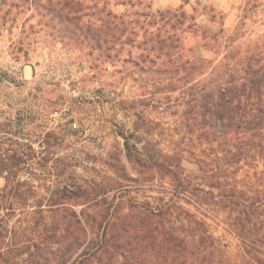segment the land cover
<instances>
[{
	"label": "rangeland",
	"instance_id": "1",
	"mask_svg": "<svg viewBox=\"0 0 264 264\" xmlns=\"http://www.w3.org/2000/svg\"><path fill=\"white\" fill-rule=\"evenodd\" d=\"M80 1L77 14L85 26L119 27L126 21L122 40L130 35L139 41L145 29L162 25L169 29L158 10H183L187 17L178 33L187 48L207 59L222 58L230 35L242 46L264 40V0ZM69 11L63 12L76 13ZM47 12L34 0H0V145L9 154L33 148L39 161L35 169L22 162L26 168L20 179L11 177L6 193L0 192V202L7 205L0 216V264H77L83 249L89 251L83 264H100L93 253L104 239V227L119 228V217L126 213L148 212L164 203L171 207L167 225L179 230V206L188 209L207 224L229 259L248 262L234 213L218 202L220 196L196 189H210L221 155L215 143L188 131L182 92L170 94L168 79L150 70V60L137 64L141 49L136 42H107L104 35L76 32ZM163 59L157 66L164 67ZM123 135L135 144L134 151L144 145L145 160L155 153L181 156L191 188L182 193L171 176L137 163ZM262 163L223 165L225 187L238 185L257 195L256 187L263 188L257 182ZM6 175H0V188ZM18 180L29 184L16 193ZM57 236L66 239L53 247ZM76 237L82 245L78 250L71 246ZM110 264L127 263L114 251Z\"/></svg>",
	"mask_w": 264,
	"mask_h": 264
},
{
	"label": "trees",
	"instance_id": "2",
	"mask_svg": "<svg viewBox=\"0 0 264 264\" xmlns=\"http://www.w3.org/2000/svg\"><path fill=\"white\" fill-rule=\"evenodd\" d=\"M34 3L48 10L47 13L54 19L59 18L64 27H68L66 23L69 27L75 26L71 29L76 32H92L100 38L104 35L107 42L114 39L123 43L136 42L141 49L137 64L150 60L153 64L150 70L164 73L168 79L165 83L167 91L170 94L182 92L188 131L196 133L204 142L215 143L221 155V166L212 175L215 181L209 184L210 189L205 190L199 185L196 189L214 197L220 196L218 202H225L224 206L234 213L233 225L249 257L244 264H264V171L257 179L258 186H263L262 189L256 187L259 191L257 195H249L238 185L225 187L226 180L222 179V172H225L223 165L256 164L261 161L264 164V40L242 46L236 44L230 35L227 37L230 43L226 44L222 58L213 60L195 55L192 48L184 45L178 33V30H183L187 17L183 10H158L157 16L165 20L169 29H165L166 25L155 31L145 29L143 38L136 41L130 35L122 40L128 32V24L123 19L119 27L108 24L85 26L77 14V6L82 4L80 0H34ZM58 5L62 6L59 10ZM64 8L76 13L71 16L63 12ZM156 23L158 21H154ZM132 33L136 34L135 30L132 29ZM188 52H192L191 55H186ZM162 57L164 67L157 66L158 59ZM142 68L146 67L143 65ZM134 136L137 143L141 142L139 136ZM123 137L128 153L136 156L137 163L145 167L148 164L158 172L168 174L182 193L191 188V181L183 176L181 156L177 153H155L147 155L148 160H145L142 157L146 154L144 145L135 147L134 151L135 144H130L125 135ZM47 141L51 144L50 140ZM2 151L0 145V175L7 173V183L0 188V192L5 194L10 178L13 181L20 179V172L26 168V165H21L22 162L27 163V168L35 169L39 161L33 148L21 151V155ZM28 184L18 180L16 193ZM214 188L221 191L216 194ZM25 191L31 194L32 189L28 186ZM5 208L7 205L0 202V216ZM179 208L182 217L179 230L166 223L171 210L169 203L150 208L148 212L139 210L136 215L126 213L119 217V228L115 224L104 227V239L93 254L98 255L100 264H110L114 251H119L127 264H220L218 256L223 257L222 264H236L218 247L216 238L204 221L197 219L190 210ZM78 240L76 237L71 243L74 250L82 246ZM88 254L89 251L83 249L77 264H83Z\"/></svg>",
	"mask_w": 264,
	"mask_h": 264
},
{
	"label": "clouds",
	"instance_id": "3",
	"mask_svg": "<svg viewBox=\"0 0 264 264\" xmlns=\"http://www.w3.org/2000/svg\"><path fill=\"white\" fill-rule=\"evenodd\" d=\"M100 151L101 152H103V149H100ZM85 207H87L86 205H85ZM34 235V240H35V242H39V240H40V235H39V233H35V234H33ZM91 238V237H90ZM66 239V237L65 236H57V237H54L53 238V240L51 241V243H52V246L53 247H59L60 246V243H63V241ZM56 241H60V243H56ZM20 259H25V258H20ZM217 261H219L220 262V264H222V261H223V257L222 256H218L217 257ZM69 264H71V262H69Z\"/></svg>",
	"mask_w": 264,
	"mask_h": 264
}]
</instances>
